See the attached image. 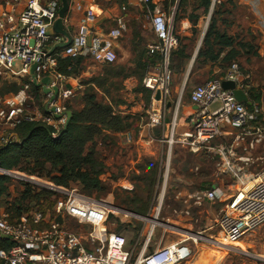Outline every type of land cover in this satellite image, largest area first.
<instances>
[{"label": "built area", "instance_id": "2783aa9c", "mask_svg": "<svg viewBox=\"0 0 264 264\" xmlns=\"http://www.w3.org/2000/svg\"><path fill=\"white\" fill-rule=\"evenodd\" d=\"M133 1L145 11L155 38L146 46L153 62L145 67L141 81V86L151 93V106L136 138L143 139L149 148L152 145L159 147L155 153H150L152 156L157 154V179L148 213L140 216L112 202L109 205L106 200L88 197L78 189L54 186L36 176H24L0 168V178L15 179L36 192L55 196L50 212L43 213L38 207L31 206L12 221L0 204V235L9 244L7 250H0L1 264H182L191 257V250L186 246L188 242L197 244L205 241L217 247H231L264 223V180L250 171L258 160L253 159L257 147L264 145L261 106L254 103L250 111L244 104L237 103L231 92L221 88L222 81L237 84L240 80L248 81L249 75L241 73L237 64L232 63L224 77L194 87L189 102L195 111L188 119V126L181 132L177 131L179 103L174 102L175 112L169 119L168 134L165 135L166 106L171 102L170 59L178 43L172 23L173 12L168 17L158 5H153V0ZM149 5H153L152 9ZM59 7V0L45 3L42 0L0 2V83L11 81L20 85L16 93L0 94V149L17 141L12 132L22 122L41 121L56 130L63 127L65 117L56 120L55 115L65 112L64 102L73 99L75 92L64 87L69 77L58 71L59 59H88L98 65H112L116 61L115 44L126 31L125 19L123 16L117 18L115 27L106 36H98L91 31L94 15L90 9L86 10L71 43L60 53L53 54L52 48L65 41L59 35H49ZM121 11L126 9L122 7ZM16 64L20 65L18 71L14 70ZM33 66L35 69L31 74ZM45 77L50 79L49 87L56 86L59 91L52 105H48L50 95H43L46 115L37 120L29 110L28 102L32 98L28 91L33 81L39 83ZM24 79L27 83L21 84ZM156 93L159 94L157 100ZM55 104L61 105L56 107ZM51 107H55L56 112H51ZM230 136L232 143L228 146L215 145L219 138ZM123 138L125 145H134L132 138ZM176 144L192 155H202L211 160L217 174L228 176L235 185L233 190L213 187L186 194L181 191L175 193L173 201L176 207L172 214L181 220H191L194 212L205 203H224L212 224L202 232L180 229L161 216L165 209L170 152ZM164 147L167 148L165 153ZM121 188L129 190L130 187ZM132 222H138L142 227L133 246L128 248L126 239L117 234L115 228L118 225L135 228ZM70 223L77 229L71 228ZM156 230L160 232V240L168 234L181 239L166 246L158 245L146 253ZM208 231H216L222 241L212 235H201ZM187 232L196 235L190 236ZM141 238L144 239L142 249L133 259Z\"/></svg>", "mask_w": 264, "mask_h": 264}, {"label": "rangeland", "instance_id": "374dc122", "mask_svg": "<svg viewBox=\"0 0 264 264\" xmlns=\"http://www.w3.org/2000/svg\"><path fill=\"white\" fill-rule=\"evenodd\" d=\"M165 6L166 7H164L163 10L169 17L171 16V10H175L176 8V0H169L168 4ZM177 8L178 19L177 21H174L173 15L172 20L174 31L178 39L177 47L174 51L185 49V53L189 55V58L193 54L197 55L199 51L205 50L203 44L204 35L209 33L211 27L214 26V30L221 34H226L234 40V47L240 54L239 57L231 62H224L221 59L215 64L212 62H205L204 60L197 61V64H195L193 69V84L188 88L178 89L179 97L182 99L181 103L188 104L190 92L194 87L204 85L213 79L224 77L231 63H236L240 72L244 75L247 74L250 77L248 81H244L243 83L250 87H255L257 92L260 93V108L262 111L260 114V124L264 125V2L262 3L261 0H211L209 12L207 14H203L200 10L198 0H185L183 5ZM134 11L136 20L130 25V45L120 53L116 54V61L112 65L100 68L99 73L104 76L107 74V86L105 87V90L107 89L109 93V95H106L109 101L113 104L114 112L121 116H129L128 122L131 124V127L137 129L146 120V112L151 106V102L147 103L144 95L139 93V89L144 76L142 65L146 61V46L152 42L153 35L149 30L148 20L145 13L142 12L143 10L135 8ZM181 23H183L182 29ZM227 52L228 49L225 50V53ZM183 63H185V61ZM210 65L212 67H222L223 69L220 70L217 75L211 77V73L209 74L205 69V67H209ZM171 68L173 74H177V70L180 68L179 61L175 60L171 65ZM19 69L20 65L16 64L14 70L18 71ZM80 76L78 77L79 85L85 89V86H83L81 82L88 80V78ZM179 78L180 76L173 78L171 89H173L174 86L179 87ZM129 80L134 81V84L128 82ZM12 84H14V82L11 81L10 83H0V94H8L7 91L11 89L10 86ZM64 103H68V105H71L72 107L77 104L74 99L67 100ZM28 105L30 106L29 110L31 113H37L38 115L42 114L41 108L43 109V104L38 106L32 99L28 102ZM60 105L61 104H55L56 107ZM123 106L126 108H122ZM130 107L138 108L135 112H129L131 111ZM166 107L169 108V105ZM173 114L174 109L172 108V110L168 112V116L171 117ZM235 134L236 132L233 131V135ZM112 139L113 138L109 140L106 138L102 142L101 138H99L95 141V145L97 142H101L102 146L105 147L101 148V150H97V153L99 159L103 162L107 159L106 165L108 166H106L107 172H105V180L102 182V191L100 193H95L92 196L97 200L109 199L115 206L121 205L120 201L116 200L117 196L121 198L138 199L144 203L146 199H148L146 198L147 194L145 193V187L144 184L141 181H137L136 178L142 176L144 170L147 169L145 165L146 162L148 163L149 161L152 165L156 162L157 158L155 155L157 154L152 156L148 151V153L145 151L146 154H140V156H138L140 159H136L135 163L132 161L130 153L129 156L125 154L123 158L119 159H122V163L126 168L118 170L117 167L119 166L116 165L118 162L116 163V160L114 159L115 156L111 153L117 145ZM231 143L232 136L219 138L215 142V145L228 146ZM131 147H133V145H126L125 148L128 149ZM158 149L159 147L157 145L151 146L152 152H156ZM166 149V147L163 148L164 153L166 152ZM134 150L136 151L135 148ZM106 153L108 154L106 155ZM256 158L258 160L251 167L250 171L253 175H258V177H261L264 180V145L257 147L253 155V159ZM140 167H143V170H141ZM28 168L29 166H27L26 163L21 166V169ZM195 168L198 170L195 171ZM110 169L112 171H110ZM151 169L152 167L150 166L149 170ZM14 172H17V174L20 175L30 176L29 174L18 170H15ZM143 176H145V174ZM39 179L47 180L45 178ZM212 185L222 187L224 190L231 188L234 189L235 186L231 178L228 176L221 177L217 174L211 160H206L202 155L194 157L180 145H173L170 152V170L166 185L165 209L161 215L162 218L167 219L168 223L176 225L180 229L186 231H204L212 224L218 215L219 209L224 203H215L213 205L205 203L199 211L194 212L195 214L191 220H181L172 214V209L176 207V204L173 201V196L177 191L186 194L196 190L209 189ZM120 186H128L130 188H128L129 190H125ZM68 189L80 190L75 185H70ZM21 190L22 183L15 179H11L7 184V192L0 197V204L4 206L7 202L17 201L20 198ZM50 194L51 196L46 201L41 199L43 206L48 209L46 212H50V205L51 202H53V197H55L53 196L54 194ZM154 196L155 189H153L149 197L148 207L151 206ZM124 208L131 211L127 207ZM194 220L197 221L194 222ZM132 225L135 228H138V231L134 233V236L129 232L123 234V237L128 239V241L135 238L133 239V242L128 245V248L133 246L134 241L137 238L136 236H138V232L142 227L138 222H132ZM70 227L74 230L77 229V226H74L72 223H70ZM201 235L204 237L212 235L214 236V239L222 241V237L216 231L204 232L201 233ZM179 239L181 238L176 235L168 234L163 237L161 245L175 240L178 241ZM143 242L144 239L141 238L139 246L134 250L133 259L142 249ZM159 243L160 232L156 230L153 238L147 245L145 252H152V250L158 247ZM198 244H208L214 249L215 258L209 264H264V223L255 230L247 233L241 240L234 243L231 247H217L205 241H199Z\"/></svg>", "mask_w": 264, "mask_h": 264}, {"label": "trees", "instance_id": "16d2710c", "mask_svg": "<svg viewBox=\"0 0 264 264\" xmlns=\"http://www.w3.org/2000/svg\"><path fill=\"white\" fill-rule=\"evenodd\" d=\"M184 1L179 0L177 7L182 6ZM198 1L200 10L203 14H207L211 0ZM174 21H177L176 14L174 15ZM203 44L205 50L197 53L195 63L201 58L206 60L205 62L214 63L219 60L222 54H224L222 61L231 62L240 55L234 47V40L226 34H221L214 30V26L211 27L209 33L204 35ZM225 49H228L227 53H225ZM61 50L55 49L52 53H60ZM187 59H189V55L185 53V49L173 51L170 59L171 72H173L171 65L175 60H178L180 65ZM81 62L82 59H59L58 71L65 77H78L81 74ZM106 75L91 77L82 81L81 84L85 86V89L74 107L64 103L65 111H70L72 117L63 133H61L62 127L56 130L41 121L22 122L18 125L12 132L18 141L0 149V168L5 171L18 170L30 176L36 175L39 178L47 179L58 187L68 188L70 185H75L80 189L81 193L88 197L94 198L93 194L100 193L102 191L100 177L105 173L106 168L103 161L98 157L95 141L99 138H101L102 142L106 138L111 140L113 138L112 135L122 133L131 127L128 122L129 116H121L115 113L112 103H103L96 99V90L103 93L106 97L109 95L107 89L105 90L107 86ZM23 83H27V80H22L21 84ZM10 88L7 91L8 93H16L20 85L12 84ZM139 93H142L147 103H150L151 93L146 91L141 85ZM246 93L249 100L248 104H244L246 109L251 111V106L254 103L260 106V93L255 88L248 89ZM28 94L38 106L42 104L43 96L33 84L30 85ZM41 111L45 116L46 113L42 108ZM24 163L29 166L28 169H21ZM145 165L147 167L143 173L145 176L137 177L136 180L144 184L145 193L147 194L146 198L148 199L142 203L138 199L116 197V200H119L121 204L117 207L123 209L127 207L131 210L130 212L140 216H145L149 210L148 200L155 188L157 179V162L152 165L148 161ZM150 166L152 167L151 170H149ZM140 169L143 170V167H140ZM10 181L8 177L0 178V197L7 192V184ZM50 196L51 194L48 192H36L26 184H22L20 198L17 201L7 202L2 206L10 215L12 221L20 217L31 206H36L45 213L48 209L43 206L41 199L46 201ZM52 205L53 202H51L50 208ZM137 231L138 228L123 225H118L115 228V232L120 235L129 232L134 236ZM133 239L135 238L129 241L126 239L127 245L132 243ZM8 248V242L0 239V250H7Z\"/></svg>", "mask_w": 264, "mask_h": 264}, {"label": "crops", "instance_id": "0c3cea01", "mask_svg": "<svg viewBox=\"0 0 264 264\" xmlns=\"http://www.w3.org/2000/svg\"><path fill=\"white\" fill-rule=\"evenodd\" d=\"M42 1H43V3H45L46 1H49V0H42ZM168 1L169 0H153V5L156 4L163 10V8L166 7L165 5L168 4ZM178 1L179 0H176L175 10L174 9L171 10V14H172V12H173V15L176 14L177 19H178V9H177ZM261 2L263 3L264 0H261ZM68 4H69V7H68V11L65 14V17L63 19V26H64V29L66 30V32L71 37V39L76 35L77 27H78L79 23L83 20L86 10L90 9V10H92L93 15H94V19H93L92 24H91V31L93 34H96L98 36H106V34L113 27H115L116 19L123 16L125 19V22H126V31L123 33L122 37L115 44L116 54L120 53L127 46L130 45V41H131L130 40V25L132 22H134V20H136V17L134 15V12H135L134 9L135 8L140 9L139 7L136 6V4L133 0H68ZM153 5H150L149 8L151 9L153 7ZM122 7H124L126 9L125 12L121 11ZM142 12L145 13V11H142ZM163 12L165 13L164 10H163ZM182 27H183V23H181V29H182ZM49 35L56 36V34L53 33L52 29L49 30ZM60 38L64 41V38L62 36H60ZM154 40H155V38L153 36L152 42H154ZM51 48H52V46H51ZM195 55L196 54H193L189 59L184 60L185 63H180V65H179L180 68L177 70V74H173V72H172V80L176 76H180V78L178 81L179 87L174 86L175 88L173 87V89H171V98H170L171 102L168 104L169 108H166L167 114H166L165 127H164V134L165 135L168 134V128H169L170 116H168V112L171 111L172 108L174 109V112H175L174 102L179 103L178 109L176 111L177 117H178V127H177L178 132H181V131L186 129V127L188 126V119L190 118V116L193 115V113L195 111V107L193 105H191L190 102H188V104L181 103L182 99L179 97V93H178V89L188 88L191 84H193V81H194L192 78L193 69L195 67V64H197V62L195 63V58H196ZM223 56H224V54H222L219 59L222 60ZM145 57H146V61L143 63L144 69H145V66H147L153 62L152 59L148 56L147 51H145ZM202 60H204V59L201 58L198 61H202ZM204 61H206V60H204ZM89 62H91V63H89ZM207 62H210V61H207ZM215 63L216 62H214L213 64H215ZM103 66L104 65L95 64L88 59H82L81 76H85L88 79L91 77L99 76V75L102 76L99 73V71H100V68H103ZM205 69L207 70V72L209 74L211 73V77H212V76L217 75L219 73V71L222 70L223 68L222 67H216V66L212 67L210 65L209 67L208 66L205 67ZM78 77H69V79L64 83L65 88L71 89L73 92H75V97L73 99L75 100L76 103H78L77 101L80 100V97L82 96V93L84 90V88L81 85H79V80H78L79 78ZM128 82L134 84V81L129 80ZM236 88H240L246 93V91L248 89L255 88V87H253V86L250 87L249 85H245L240 80L239 82H237ZM39 91H40L41 96H43L40 89H39ZM96 91H97L96 92V94H97L96 99L99 102L108 103V104L111 103L109 101V99L103 93H101L98 90H96ZM44 100L45 99L43 96V99H42L43 103H44ZM134 106H136V105H134ZM122 108H126V107L123 106ZM137 108L136 107H133V108L130 107L131 111H129V112H135V110H137ZM32 114L35 116V118L37 120L41 119V117L44 116L43 113L40 115H38L37 113L36 114L32 113ZM139 127L137 129L130 127L128 130H126L122 133H117V134L112 135L113 142L117 145V147H114V149L111 151V153L114 154L115 157L114 156L113 157L116 160V163L118 162L116 164L119 166V167H117L118 170L126 168V166L122 163V159H119V158H123L125 156V154L127 156H129V153H130V156L132 157V161H134V163H135L136 159H140V157H138V156H140V154H142V153L146 154L148 152L149 153L152 152L151 148H149L148 144L143 139L136 140ZM123 137L132 138L133 141H135L133 147L126 149L125 148L126 145L123 142L124 141ZM101 148H105V147L102 146L101 142H97L95 149L101 150ZM134 148L136 149L137 153L134 150ZM123 149H125V150H123ZM145 151H146V153H145ZM152 153H155V152H152ZM107 154L108 153H106V155ZM136 155H137V157H136ZM193 156L195 157L196 155H193ZM196 157H198V156H196ZM106 160L103 162V164L105 165V168H106V166H108V165H106ZM110 171H112V170L110 169ZM105 172H107V169ZM104 177H106L105 173L100 177L101 182H103L105 180ZM118 181H120V180H118ZM120 187H122V186H120ZM213 187H217V186L212 185L211 188H213ZM211 188H209V189H211ZM229 188H231V187H229ZM231 190H233V188H231ZM162 240H160V243H159V246H161V247L166 246L172 242H176V240L168 242L167 244L163 242L164 244L161 245ZM186 246L189 247L191 250V257L189 258L188 261H186L182 264H209L215 258V251L208 244H198V243L192 244L191 242H188L186 244Z\"/></svg>", "mask_w": 264, "mask_h": 264}, {"label": "water", "instance_id": "95a60500", "mask_svg": "<svg viewBox=\"0 0 264 264\" xmlns=\"http://www.w3.org/2000/svg\"><path fill=\"white\" fill-rule=\"evenodd\" d=\"M68 7H69L68 0H60V7L58 9L57 19L53 23L52 31L54 34L62 36L65 39V41L55 45L52 48L51 52H53L55 49H63L71 43V37L66 32V30L64 29V26H63V19L65 17V14L68 11ZM34 69H35V66L32 67V69L30 71L31 74H33ZM32 84H33V86H35L36 88L41 90L42 95H44V96L50 95L48 105H52L56 102L59 90L56 86L49 87L50 79L48 77L43 78L39 83H37L36 81H33ZM221 88L223 91L231 92L234 100L237 103L248 104L249 100H248L247 94L242 89L236 88V83L234 81H222L221 82ZM158 98H159V94L156 93L155 99L157 100ZM50 111L56 112V108L51 107ZM62 116L65 117V122H64V125L62 127L61 133H63L66 130V128H67V126L71 120L72 114L70 111H65L61 115L60 114L55 115V119L59 120V119H61ZM15 138H16V136H15ZM16 140H17V138H16ZM186 234H188L190 236L196 235L195 233H190V232H187ZM0 239L6 240V238L1 236V235H0Z\"/></svg>", "mask_w": 264, "mask_h": 264}, {"label": "bare ground", "instance_id": "6f19581e", "mask_svg": "<svg viewBox=\"0 0 264 264\" xmlns=\"http://www.w3.org/2000/svg\"><path fill=\"white\" fill-rule=\"evenodd\" d=\"M106 203L109 204V205H111V201L109 199L106 200ZM196 237H199V235H197Z\"/></svg>", "mask_w": 264, "mask_h": 264}]
</instances>
